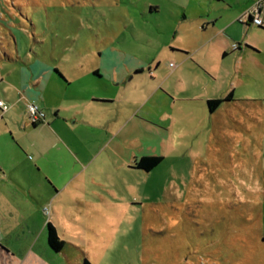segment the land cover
Listing matches in <instances>:
<instances>
[{"label": "rangeland", "instance_id": "374dc122", "mask_svg": "<svg viewBox=\"0 0 264 264\" xmlns=\"http://www.w3.org/2000/svg\"><path fill=\"white\" fill-rule=\"evenodd\" d=\"M195 1L0 0V7H16L19 18L29 22L26 31L30 34L16 31L20 48L14 55L21 61L11 64L12 77L19 81L30 49L37 53L43 46L53 56L55 68L74 78L68 88L72 94L78 96L87 83L98 94H113L116 112L125 100L126 107L145 118L144 99L162 84L157 67L176 62L174 48L182 41L176 37L177 29L184 8ZM237 32L264 46V32L257 26ZM258 57L262 67L255 76L237 74L232 56L225 62L221 55L213 59L216 65L226 67L220 85L214 88L215 95L224 97L233 90L240 100H254L251 124L238 127L230 123L227 137L210 139L197 125L204 118L195 110L181 111V117L198 127L191 131L182 126L184 135L174 123V119H182L176 107L168 120L150 115L155 124L139 123L127 143L118 137L113 148L122 146L130 160L163 155L154 170L96 173L89 169L81 180L83 185H70L61 192L55 205L63 200V228L92 250L98 264H200L201 259L208 264H264V57ZM243 62L246 67L248 60ZM135 64L144 71L129 79L127 70ZM97 69L103 79L93 78ZM6 85L0 82V98L9 108L0 113L4 114V128L10 127L12 133L7 130L3 137H22L20 163L34 165L39 153L30 142L33 137H43L45 131L25 132L22 122L27 102L20 103L15 93L9 97ZM178 85L179 81L174 87L183 89ZM31 89L39 95L40 103L52 101L53 87L43 95L34 85ZM158 109L159 113H172L167 106L158 105ZM235 112L224 111L222 116L233 118ZM240 113L248 118L244 111ZM121 158L116 155L117 161ZM84 184L85 195L78 191ZM83 197L98 203L107 214L82 215L78 204Z\"/></svg>", "mask_w": 264, "mask_h": 264}, {"label": "crops", "instance_id": "0c3cea01", "mask_svg": "<svg viewBox=\"0 0 264 264\" xmlns=\"http://www.w3.org/2000/svg\"><path fill=\"white\" fill-rule=\"evenodd\" d=\"M256 1L196 0L184 8L183 21L176 33L177 38L182 37L174 48L176 62L158 65L157 72H162V84L144 99L143 107L147 108L142 115L150 121L126 107L128 103L125 100L119 103V111L116 112L115 96L109 92L98 94L87 83H83V92H79L78 96L72 94L68 88L73 85L74 78L55 68L53 56L43 46L37 53L33 47L30 49L21 65L24 66L23 77L19 81L13 79L11 64L21 61L14 55L20 48L16 33L23 31L30 34L26 31L29 22L19 18L16 7H0V82L7 83L9 97L14 93L19 95L17 100L20 103L36 100L46 112V121L34 125L28 120L25 109L26 117L22 122L25 132L45 131L43 137H33L30 142L39 153L34 165L20 163V156H24L22 137H3L7 130L10 133L12 130L8 126L4 128V114L0 113V264H87L86 261L98 264L91 256V249L66 233L62 226L65 206L63 200L55 205V200L70 185H83L81 180L89 169L98 171L96 173L109 169L150 172L135 167L140 157L130 160L124 156L122 146L117 151L113 148L118 137L129 141L133 127L137 128L139 123L155 124L150 115L168 120L175 107L179 110L176 112L179 118L181 111L195 110L200 118H204L197 125L208 132L210 139L227 137L230 123L240 127L253 122L254 100H240L231 90L232 99L224 101L214 111L209 109L208 100L225 98L229 94L224 97L215 95L214 88L220 85L226 70L225 66L214 63L215 56L221 55L223 62L232 56L233 70L241 76H255L261 70V61L258 64L257 58L260 54L264 57V46L236 33L237 29L244 30L246 26L254 25L247 20L241 21V18ZM262 17L264 20V5ZM257 27L264 32V27ZM26 36L30 39V35ZM245 59L248 60L246 67ZM96 71L93 78L103 79L104 75H100L98 69ZM127 71L131 73L129 79H132L142 74L144 68L135 64ZM177 81L183 89L174 87ZM30 84L42 95L49 86L53 87L52 101L46 99L44 104L40 103L39 95L35 94ZM191 87L195 88L194 92H188ZM158 105L171 108L172 113L166 110L159 113ZM228 110H236L233 118H223L222 113ZM240 110L244 113L248 111V118L242 117ZM181 118L180 121L174 119L181 135L186 134L182 126H189L191 131L198 128L195 124L190 125L184 115ZM116 155L122 158L117 161ZM101 160L102 163H98ZM85 185L78 189L84 195L87 190ZM78 207L80 213L86 216L107 214V210L98 203L84 197L79 200ZM50 224L63 241L58 251L48 241ZM200 264L208 263H203L201 259Z\"/></svg>", "mask_w": 264, "mask_h": 264}, {"label": "built area", "instance_id": "2783aa9c", "mask_svg": "<svg viewBox=\"0 0 264 264\" xmlns=\"http://www.w3.org/2000/svg\"><path fill=\"white\" fill-rule=\"evenodd\" d=\"M263 5L264 0H257L254 6L243 15L241 21L247 20L256 26L264 27V20L262 17ZM0 108L4 113L9 108V106L4 100L0 99ZM27 115L28 120L34 125L44 123L46 121L45 110L36 100L33 99L27 102Z\"/></svg>", "mask_w": 264, "mask_h": 264}, {"label": "trees", "instance_id": "16d2710c", "mask_svg": "<svg viewBox=\"0 0 264 264\" xmlns=\"http://www.w3.org/2000/svg\"><path fill=\"white\" fill-rule=\"evenodd\" d=\"M233 97V93H229L225 98H214V99H209L208 100V107L211 111L216 110L224 101L230 100ZM164 160V156L162 155H144L140 157L138 160L135 162V167L146 170V171H151L154 168H156L162 161ZM48 241L50 246H52L55 250H60L63 241L60 240L55 227L50 224L49 227V235H48ZM87 264H89L86 261Z\"/></svg>", "mask_w": 264, "mask_h": 264}]
</instances>
